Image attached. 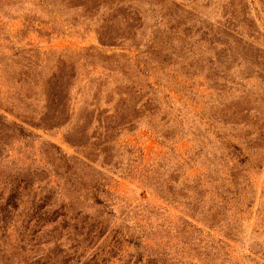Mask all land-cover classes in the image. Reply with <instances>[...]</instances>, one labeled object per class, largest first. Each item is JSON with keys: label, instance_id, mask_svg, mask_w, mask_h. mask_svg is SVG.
<instances>
[{"label": "rangeland", "instance_id": "1", "mask_svg": "<svg viewBox=\"0 0 264 264\" xmlns=\"http://www.w3.org/2000/svg\"><path fill=\"white\" fill-rule=\"evenodd\" d=\"M25 185L0 264H264V0H0V191ZM35 195L66 217L33 237Z\"/></svg>", "mask_w": 264, "mask_h": 264}, {"label": "trees", "instance_id": "2", "mask_svg": "<svg viewBox=\"0 0 264 264\" xmlns=\"http://www.w3.org/2000/svg\"><path fill=\"white\" fill-rule=\"evenodd\" d=\"M71 170L72 169L68 167L65 174L69 177V182H71V185H74V183H76L77 177L75 176L74 178V172L73 171L71 172ZM22 183L23 182H21V184ZM82 186H86V185H82ZM25 188H27V185H25L24 187L19 186L16 191L11 189L9 193H6L5 190L0 191V232H2L4 235L5 233H7L8 225L14 219L16 213L20 209L21 195H22V191ZM85 191H90L92 193L95 202L97 204L100 205L104 204V202L99 198V193H100L99 186L93 185L92 187H85ZM36 198L37 195H35V198L33 200L31 214H29L26 217L27 219L29 218L28 221L26 222L27 224H25V234H27L26 236L32 233V236L36 237V235L32 232L33 231L32 228L41 225L42 223H45L47 221L54 222L59 216L66 217V213L64 212L65 205L61 207V211L54 210L53 213L51 214L50 213L51 210L48 209L49 195L39 198L40 200L38 201H36L37 200ZM20 215H22V213ZM79 216L80 214L75 218L73 217L74 220L73 224L70 225L66 221L64 226H66V228L73 226L76 232H78L80 235L83 236L84 241H87L89 242V244H92L95 238L102 235L103 226L100 222L93 220L87 215L82 218H80ZM79 243L80 242L77 241L76 245H79ZM135 244L138 245V243ZM121 246H122L121 237L115 236L111 250L107 254L110 256H115L120 250ZM100 254H101L100 251H98L93 255L91 261H93L94 264H98V260L102 256ZM105 260L106 259L104 258V262ZM91 261H86L83 264H89ZM140 261L141 259H135L134 261L130 260L126 264H139ZM67 262H68V258L66 260H62L61 262H59L57 256H49V258L46 261H36V263L33 264H67ZM9 263L12 264V262Z\"/></svg>", "mask_w": 264, "mask_h": 264}]
</instances>
